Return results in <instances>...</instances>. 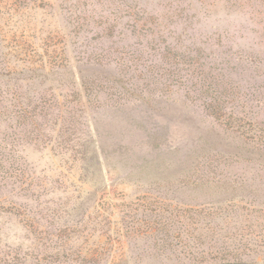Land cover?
I'll use <instances>...</instances> for the list:
<instances>
[{
  "label": "rangeland",
  "instance_id": "374dc122",
  "mask_svg": "<svg viewBox=\"0 0 264 264\" xmlns=\"http://www.w3.org/2000/svg\"><path fill=\"white\" fill-rule=\"evenodd\" d=\"M251 137L264 0H0V264H264Z\"/></svg>",
  "mask_w": 264,
  "mask_h": 264
},
{
  "label": "trees",
  "instance_id": "16d2710c",
  "mask_svg": "<svg viewBox=\"0 0 264 264\" xmlns=\"http://www.w3.org/2000/svg\"><path fill=\"white\" fill-rule=\"evenodd\" d=\"M215 117H217V118H220V117H222V116H215ZM254 131V130H253ZM256 135V134H255ZM257 137V136H256ZM257 139H258V137H257ZM251 142H254V143H256L255 145H257V147H255V148H253V151L254 152H258V156H254V155H252L251 156V154H245L244 152H242V151H236V152H231L232 153V155H235V156H238V157H244V158H246L247 160H249V161H253V160H256V161H258V162H263L264 161V159L262 158V153H264V148H263V150H262V146L260 145V142L258 141V140H256V139H253L252 140V137L250 138V143ZM249 147H250V144H249ZM251 147H253V146H251ZM81 151H79V153H80ZM227 152V151H226ZM237 196H239V195H236L235 193H233L232 194V196H230V197H228V198H226L225 200H230V199H234V198H236Z\"/></svg>",
  "mask_w": 264,
  "mask_h": 264
}]
</instances>
